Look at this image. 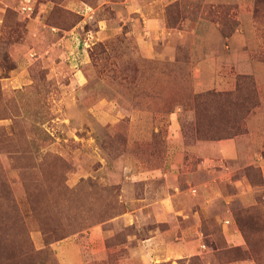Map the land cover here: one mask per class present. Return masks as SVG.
<instances>
[{
	"label": "rangeland",
	"instance_id": "rangeland-1",
	"mask_svg": "<svg viewBox=\"0 0 264 264\" xmlns=\"http://www.w3.org/2000/svg\"><path fill=\"white\" fill-rule=\"evenodd\" d=\"M227 138L264 157V0H0V264H65L67 239L78 264H144L177 222L161 199ZM239 171L243 246L212 213L204 251L152 264H264V180Z\"/></svg>",
	"mask_w": 264,
	"mask_h": 264
},
{
	"label": "crops",
	"instance_id": "crops-1",
	"mask_svg": "<svg viewBox=\"0 0 264 264\" xmlns=\"http://www.w3.org/2000/svg\"><path fill=\"white\" fill-rule=\"evenodd\" d=\"M213 146L217 149L218 155L195 159L192 168L188 167L189 169L186 170L188 180L175 184L173 189L161 199L160 208L154 213L156 222L165 223L174 217L177 222L162 228L157 227L141 240V259L144 264L204 251L207 240L211 238V232L209 226L204 225L203 219L212 213L215 214L219 231L228 247H242L245 243L231 220V204L234 200L243 204L252 202L256 188L248 182L247 175L239 170L253 164L260 168L264 180V157L255 152L256 158L252 156V159L244 164L239 165L238 162L234 164L233 160L240 158L244 149L236 138L218 140ZM189 161L188 158H178L176 173L182 176V172L178 170L184 169L183 165L188 164ZM167 172L171 173L169 168H166L163 174L166 175ZM226 182L232 184L235 190H224L222 183ZM64 242H66L62 244L65 250L64 263L81 262L79 256H72L75 255L76 241L67 239ZM171 243L176 246L173 250ZM213 264H252V262L249 259L238 258Z\"/></svg>",
	"mask_w": 264,
	"mask_h": 264
}]
</instances>
